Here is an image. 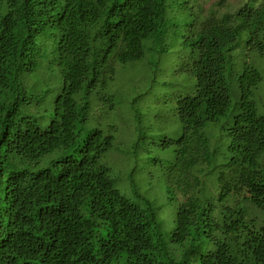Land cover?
Returning a JSON list of instances; mask_svg holds the SVG:
<instances>
[{
    "label": "trees",
    "instance_id": "obj_1",
    "mask_svg": "<svg viewBox=\"0 0 264 264\" xmlns=\"http://www.w3.org/2000/svg\"><path fill=\"white\" fill-rule=\"evenodd\" d=\"M229 1L0 0V264H264V0ZM132 63L186 74L179 138L121 137Z\"/></svg>",
    "mask_w": 264,
    "mask_h": 264
},
{
    "label": "rangeland",
    "instance_id": "obj_2",
    "mask_svg": "<svg viewBox=\"0 0 264 264\" xmlns=\"http://www.w3.org/2000/svg\"><path fill=\"white\" fill-rule=\"evenodd\" d=\"M241 2L242 0L229 1L231 6H237ZM171 71L168 66L161 75H157L156 80L158 82L151 91L150 82L149 80L144 82L142 76H145V74L140 67L132 63L116 69L113 79L108 80L107 88L104 89L108 94H112V98L107 102L109 110L113 107L126 110L118 111L116 114L120 118L122 128L120 135L122 138L128 136L133 128L131 112L136 116L138 131L145 136H156L169 132L171 137L179 138L181 125L176 118L172 117V114L163 113V108L167 97L170 106H175L177 99L173 95V89L179 82H185L186 84V74ZM164 82L167 83L166 88L163 85ZM183 91L185 92L186 89ZM151 92L154 95H151ZM256 102L258 113L264 114V81L256 92ZM172 131L175 134H172Z\"/></svg>",
    "mask_w": 264,
    "mask_h": 264
}]
</instances>
